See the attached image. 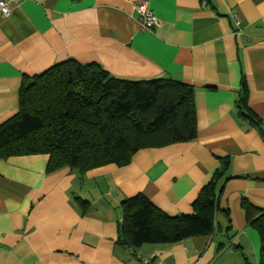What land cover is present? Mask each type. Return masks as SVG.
<instances>
[{
    "label": "crops",
    "instance_id": "1",
    "mask_svg": "<svg viewBox=\"0 0 264 264\" xmlns=\"http://www.w3.org/2000/svg\"><path fill=\"white\" fill-rule=\"evenodd\" d=\"M141 1L19 0L0 14V124L18 109L23 76L66 59L184 82L196 110L193 140L140 148L121 166L80 174L46 172L47 154L1 159L0 264H259L241 202L264 209V0H145L160 19L151 29L139 25ZM242 97L256 121L239 112ZM225 157L211 233L117 241L123 199L142 193L167 215L190 214Z\"/></svg>",
    "mask_w": 264,
    "mask_h": 264
},
{
    "label": "trees",
    "instance_id": "2",
    "mask_svg": "<svg viewBox=\"0 0 264 264\" xmlns=\"http://www.w3.org/2000/svg\"><path fill=\"white\" fill-rule=\"evenodd\" d=\"M238 108L249 120L258 119L247 110L244 97ZM195 137L191 85L163 77L144 81L119 78L97 64L66 59L22 77L18 109L0 124V160L47 154L46 172L69 167L83 174L106 164L121 166L140 148ZM228 163L227 157L220 159L193 200L190 214L167 215L142 193L123 199L117 241L138 246L211 233ZM241 205L246 223L258 233L259 264H264V209L244 201Z\"/></svg>",
    "mask_w": 264,
    "mask_h": 264
},
{
    "label": "built area",
    "instance_id": "3",
    "mask_svg": "<svg viewBox=\"0 0 264 264\" xmlns=\"http://www.w3.org/2000/svg\"><path fill=\"white\" fill-rule=\"evenodd\" d=\"M18 2L19 0H0V14H2L4 17L8 16L11 10L10 5ZM135 10L137 12V18L141 28L151 29L153 27L159 26V17L154 14L145 0L136 4Z\"/></svg>",
    "mask_w": 264,
    "mask_h": 264
}]
</instances>
